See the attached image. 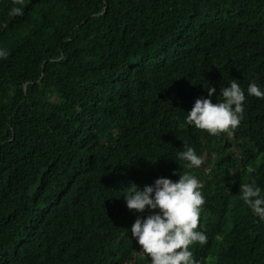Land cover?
I'll return each instance as SVG.
<instances>
[{"label": "trees", "instance_id": "trees-1", "mask_svg": "<svg viewBox=\"0 0 264 264\" xmlns=\"http://www.w3.org/2000/svg\"><path fill=\"white\" fill-rule=\"evenodd\" d=\"M0 51V264H150L122 193L183 171L205 197L199 264H264L238 197L264 193V98L246 92L264 87V0H0ZM232 78L235 129L184 123ZM189 145L206 167L175 160Z\"/></svg>", "mask_w": 264, "mask_h": 264}, {"label": "clouds", "instance_id": "clouds-1", "mask_svg": "<svg viewBox=\"0 0 264 264\" xmlns=\"http://www.w3.org/2000/svg\"><path fill=\"white\" fill-rule=\"evenodd\" d=\"M12 11L19 14L21 10L14 8ZM5 55L6 52L0 51V56ZM204 87L207 95L194 99L186 111L184 123L205 130L210 136L235 129L245 101V90L237 79H229L218 93L213 86L207 84ZM246 92L250 96L264 98V87L254 81L248 83ZM214 94L215 102L212 100ZM175 160L185 161V168H198L202 164L201 156L190 145L177 151ZM201 187L200 180L190 172L183 171L178 172L175 180L159 176L142 187L130 182L122 193L129 210L136 213L146 211L143 216L136 215L130 232L150 264H199L190 246L197 243L203 245L207 240L203 225L198 227L205 200ZM238 197L254 216L264 221V193L255 180L240 183Z\"/></svg>", "mask_w": 264, "mask_h": 264}, {"label": "rangeland", "instance_id": "rangeland-1", "mask_svg": "<svg viewBox=\"0 0 264 264\" xmlns=\"http://www.w3.org/2000/svg\"><path fill=\"white\" fill-rule=\"evenodd\" d=\"M153 60H154V61L158 60V57L154 58ZM202 161H203V163H202V164H203V167H206V166H207V164H206V161H205V159H203ZM190 247H191V249H192V252H193V245H191Z\"/></svg>", "mask_w": 264, "mask_h": 264}]
</instances>
